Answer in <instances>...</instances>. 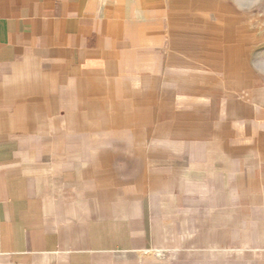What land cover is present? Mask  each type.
Wrapping results in <instances>:
<instances>
[{"label":"crops","instance_id":"obj_1","mask_svg":"<svg viewBox=\"0 0 264 264\" xmlns=\"http://www.w3.org/2000/svg\"><path fill=\"white\" fill-rule=\"evenodd\" d=\"M181 5L0 0V264H264V176L199 185L157 75Z\"/></svg>","mask_w":264,"mask_h":264},{"label":"rangeland","instance_id":"obj_2","mask_svg":"<svg viewBox=\"0 0 264 264\" xmlns=\"http://www.w3.org/2000/svg\"><path fill=\"white\" fill-rule=\"evenodd\" d=\"M195 1L182 0V18L166 21L170 46L157 75L182 122L197 116L199 164L214 157L218 169L232 158L229 181L222 169L213 178L200 171L199 185L233 189L240 177L264 176V165L244 164L253 157L264 163V0ZM213 199L222 197L199 203Z\"/></svg>","mask_w":264,"mask_h":264}]
</instances>
